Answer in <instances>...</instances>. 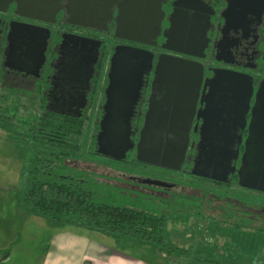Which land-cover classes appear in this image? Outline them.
Wrapping results in <instances>:
<instances>
[{
    "label": "flooded vegetation",
    "instance_id": "obj_1",
    "mask_svg": "<svg viewBox=\"0 0 264 264\" xmlns=\"http://www.w3.org/2000/svg\"><path fill=\"white\" fill-rule=\"evenodd\" d=\"M0 77L96 135L108 103L135 100L122 187L159 200L233 192L264 227V0H0ZM111 80L135 86L110 92ZM145 125L157 164L136 159ZM245 171L256 188L241 186Z\"/></svg>",
    "mask_w": 264,
    "mask_h": 264
},
{
    "label": "trees",
    "instance_id": "obj_2",
    "mask_svg": "<svg viewBox=\"0 0 264 264\" xmlns=\"http://www.w3.org/2000/svg\"><path fill=\"white\" fill-rule=\"evenodd\" d=\"M0 82H3L1 77ZM10 98L14 100L12 108L8 104ZM36 98L37 94L29 90L7 85L0 89V130L5 132L8 140H16L31 150V156L20 170V179H24L18 200L20 210L45 218L53 225L102 232L120 250L147 247L151 256L166 261L187 258L190 250L165 243L167 224L173 214H184L183 210L188 215L200 214L195 211L200 207V199H194L196 202L191 206L186 196L161 200L160 204L173 207L165 213L117 204L116 197L125 195L135 194L150 200L117 186L120 179L110 175L111 171L116 174L132 172L133 168L96 154L97 125H92L87 142L83 140L87 126L84 120L62 117L38 107ZM21 110L23 114H20ZM89 157L101 158L103 162ZM129 158L133 159L134 154L131 153ZM86 161L109 170V174H97L70 164ZM218 195L216 198L225 202L224 212L208 215V219L215 220L220 216L223 221H228L233 218V224L225 228L264 231V227H253L257 222L247 197H239L246 202L229 205L228 200H232L233 195L225 192Z\"/></svg>",
    "mask_w": 264,
    "mask_h": 264
},
{
    "label": "rangeland",
    "instance_id": "obj_3",
    "mask_svg": "<svg viewBox=\"0 0 264 264\" xmlns=\"http://www.w3.org/2000/svg\"><path fill=\"white\" fill-rule=\"evenodd\" d=\"M4 85L6 84L0 82V89ZM13 101V98H10L8 102L10 107ZM22 111L20 114H23ZM91 131L92 125L88 123L83 133V140L88 142ZM30 156L31 150L28 146L16 140H8L5 132L0 130V213L2 217L8 216V222L0 223V232L9 237L5 241L15 251L13 257L15 262L19 261V252L26 249L34 253L30 262L37 260L38 256L42 255L43 249L48 246L49 236L57 228V225L51 224L47 219L27 215L19 208L18 200L24 186V179H20V170ZM89 158L103 162L98 157ZM70 164L97 174H109V170L88 161ZM110 175L117 176L113 171ZM117 186L120 187L121 184L117 183ZM221 193L209 189L203 190L201 196L195 194L191 195L194 198H187L189 206L196 202L194 199L198 201L200 199V207L195 210L200 214L188 215L185 210L182 211L184 214H173L167 224L165 243L190 250L187 258L182 260L185 263L181 264H264V231L225 228L224 226L230 227L233 224V218L228 221H223L220 216H216L215 220L208 219V215L215 216L216 213L224 212L225 202L223 204V200L216 198V194ZM225 193L233 194L228 191ZM116 198L117 204L158 213H165L173 208L172 205L160 204L161 200L170 198L147 200L135 194ZM228 201L229 205L233 204V200ZM58 227L66 226L58 225ZM253 227H256V224H253ZM135 252L138 250L135 249ZM144 255L150 257L148 254Z\"/></svg>",
    "mask_w": 264,
    "mask_h": 264
},
{
    "label": "crops",
    "instance_id": "obj_4",
    "mask_svg": "<svg viewBox=\"0 0 264 264\" xmlns=\"http://www.w3.org/2000/svg\"><path fill=\"white\" fill-rule=\"evenodd\" d=\"M8 222L1 216L0 223ZM49 236V243L37 260L30 262L34 253L29 249L19 252L15 262V251L5 241L8 236L0 232V264H179L177 260L166 261L150 255L147 247L120 250L109 236L102 232L82 228L58 227ZM5 241V242H4ZM147 248V249H145ZM134 251V252H133ZM25 252V253H24ZM144 252V253H143ZM148 254L150 257L144 255ZM175 263V264H178Z\"/></svg>",
    "mask_w": 264,
    "mask_h": 264
},
{
    "label": "water",
    "instance_id": "obj_5",
    "mask_svg": "<svg viewBox=\"0 0 264 264\" xmlns=\"http://www.w3.org/2000/svg\"><path fill=\"white\" fill-rule=\"evenodd\" d=\"M229 4H230V0ZM230 10V5L228 11ZM144 58V57H142ZM118 58L114 59V64L112 67L113 76L119 75L120 72L118 70L117 65ZM137 87L140 85V73L138 74V81L136 83ZM123 86H135L134 83L128 84L127 82H123L122 80H111L110 83V92L114 90H119L120 87ZM134 88V87H133ZM135 88V91L137 89ZM136 96V94H135ZM127 105L124 107H117L115 104L108 103L104 108V115L99 124V132L95 137L96 143V154L102 157L110 158L114 161L120 162L125 160L127 153L132 151L134 148V142L131 139V124L130 118L132 116L133 108L132 106L135 103V100L127 101ZM149 125H145L142 130V136L137 145V156L136 159L142 163L146 164H157L156 154H159L161 142L156 140V137L151 140L149 137ZM173 141L170 139L166 141L167 144H171ZM254 142L249 141L248 145L250 149L246 151L244 154V163L246 166V170H251V165L255 159L254 152L252 151V145ZM153 149L155 154H151L150 150ZM168 150V149H166ZM261 157H258V166L260 165ZM161 166H167L162 163ZM254 177L259 174V168L252 172ZM243 182L241 186L246 188H256L255 186L249 185L246 183V178H250L246 176V171L241 174ZM259 190L264 191V187H259Z\"/></svg>",
    "mask_w": 264,
    "mask_h": 264
}]
</instances>
